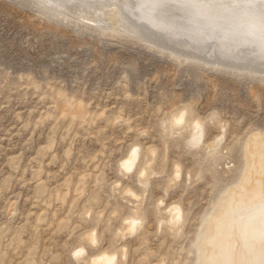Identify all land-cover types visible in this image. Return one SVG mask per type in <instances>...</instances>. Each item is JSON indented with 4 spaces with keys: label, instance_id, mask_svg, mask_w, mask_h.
Segmentation results:
<instances>
[{
    "label": "rangeland",
    "instance_id": "374dc122",
    "mask_svg": "<svg viewBox=\"0 0 264 264\" xmlns=\"http://www.w3.org/2000/svg\"><path fill=\"white\" fill-rule=\"evenodd\" d=\"M136 1L0 0V264H73L71 248L96 223L83 220L88 207L105 212L104 243L89 249L91 258L120 246L125 264H198L202 223L244 179L252 139L264 138V68L255 62L264 50H243L256 53L246 63L238 46L254 23L232 24L230 8L211 13L207 0L144 1L168 4L153 23ZM206 16L224 23L219 36L159 34ZM237 30L240 40L222 39ZM196 36L222 40V47L208 43L220 55L193 45ZM181 112L184 121L174 126ZM196 121L203 130L193 142ZM189 138L195 150L186 147ZM135 144L158 153L164 175L140 209L143 230L114 241L132 209L108 185ZM176 166L181 180L159 211L181 205L182 227L158 231L154 202ZM128 183L134 187V178ZM112 211L118 216L105 231Z\"/></svg>",
    "mask_w": 264,
    "mask_h": 264
},
{
    "label": "bare ground",
    "instance_id": "6f19581e",
    "mask_svg": "<svg viewBox=\"0 0 264 264\" xmlns=\"http://www.w3.org/2000/svg\"><path fill=\"white\" fill-rule=\"evenodd\" d=\"M144 1L147 2L149 0H137L136 3L137 2L144 3ZM207 1H209L207 3L210 5L208 7L213 8V9H209L211 13H215V12L219 13L218 9L230 8L231 9V10L229 9L230 12L233 13L230 14L231 16H233V20L232 17H230L228 21L229 20L230 22L232 21V24L235 23L236 25L237 22V25L239 26L240 25L246 26L244 25V23L246 24V22L249 20L254 23V25L250 23L251 25H253V30L251 28V32H247V34H242L246 38L248 37L249 40L248 41L246 40L247 42L238 45L239 48L242 49L240 55L243 56L244 54V56H246L245 58L243 57L242 60L245 61L246 63L248 62L254 63L255 58L253 57V55L255 56L256 53L246 55L245 53L246 51L244 52L243 50H251V51L252 50L259 51L261 49L264 50V0H250V1L249 0H207ZM198 2L200 1L198 0ZM143 3L141 9L145 14H147V16L145 15L144 16L147 18V20L149 19L148 21H151L153 23L156 22L150 17L159 15L161 11L166 10V6L168 5V4L163 5L155 2L154 3L155 5L151 4L152 6L148 8H147V4H145L146 7L145 8ZM201 3H203V0ZM206 7L205 9H207ZM246 7H249L251 9H246ZM133 8L134 7H132L131 9ZM137 13L141 14L140 9L137 10ZM226 16L228 17V14ZM209 18L205 19L206 20L205 22L212 24L213 19L211 17ZM208 19L211 22L207 21ZM215 19H216L215 24H212V26H209L208 24L204 23L203 22L204 18L201 17L199 18L200 20L199 23L195 22V24H188V26L186 25L185 27H183V29L182 28L178 30L161 29L159 30L160 32L159 33L154 28L152 27L151 28L156 33L165 35L173 40L175 39L174 37L170 36L171 35L170 33L178 34L176 35V37L178 36L179 38L176 40L179 39L187 40L190 37V35L194 32V30H199L204 33L208 32L211 34V36H216L215 32H217V36H219L218 31L221 30L222 26L218 23L220 22V19L218 18ZM199 25L206 26L207 29L203 31L202 28L199 27ZM237 31L238 33H236V31L233 33L229 32V34L221 37H227L222 39L224 41H229L230 44V42L232 43L237 40H240L239 38H237L239 37L237 35H240L241 30H237ZM233 38L237 40H233ZM190 39L192 40V42H194L193 45L197 46L199 49L208 50L207 53L208 56L210 57H214V56L218 57L220 54L217 52L218 51L217 48L216 50L214 46H211L208 43H211L213 45H220L221 47L225 44L220 39H212L209 40L208 43H205L207 41L204 38L198 36ZM209 46L211 47L208 48ZM224 53L227 55L231 54L226 52ZM255 62H259V65L264 68V57H262L260 60ZM184 118H185V112L178 113L173 117L172 124L174 126L180 125L184 121ZM202 130H203L202 125L200 124V122L196 121L192 128L193 142L199 140L202 134ZM250 148L251 149L248 148L251 151V155H250L251 159L249 158L250 165L249 167L247 165L248 170L246 171L245 176L243 177L244 179L241 180L239 182L238 187L234 189L235 192L233 191V188H230L232 190L230 189L229 190L232 191V193H228L227 197H224L225 196L224 195L222 197V200L220 199L221 202L218 200L220 203L219 204L217 203V205L213 208V210L210 211L211 212L210 218L208 220L206 219L208 222L204 219L206 222L202 223L201 228H203L202 229L203 232L200 235V238L198 240L199 242H197L200 243L202 246V248L201 246H199L200 254L197 258L198 264H264V138L262 139V137L258 136V134L254 136ZM249 150L246 151H248L249 153L250 152ZM128 154L126 156H128ZM177 170L179 171L178 168ZM229 190L228 192H230ZM179 211H180L179 209L175 208L172 205L168 209V215H172V216L177 215ZM206 216L209 217V215ZM105 252L106 251H103L97 254L96 256H94L92 258L93 264H113V258L106 255ZM123 252L125 254L124 250Z\"/></svg>",
    "mask_w": 264,
    "mask_h": 264
},
{
    "label": "clouds",
    "instance_id": "9594fccd",
    "mask_svg": "<svg viewBox=\"0 0 264 264\" xmlns=\"http://www.w3.org/2000/svg\"><path fill=\"white\" fill-rule=\"evenodd\" d=\"M162 128L166 127L162 123ZM224 129L221 127V139L223 138ZM145 133H141L144 135ZM186 147L189 150H195V145L191 143L190 138L185 141ZM156 151L144 154V150L139 144L133 145L128 156L117 162L115 176L108 185V190L112 198H118L122 203H126L132 211L120 219L119 226L112 231L114 241H123L129 237L137 235L143 230L146 223V217L141 214L140 209L148 201L153 181L163 178V173L156 169L157 163ZM178 166L173 169L172 175L167 179L166 184L160 187L161 197L154 202V208L157 209L156 227L158 231L167 228L170 232L175 230L179 232L182 227V206L179 204L173 205L179 209L177 215H167L166 212H160V209H165L167 206V197L169 192L173 190L175 185H178L181 180V173L177 170ZM134 178L135 186L130 182ZM137 189L139 191H137ZM93 205L99 203V200L93 198ZM118 212L112 211L108 214L107 225L105 231H108L113 219L117 218ZM83 220L91 222L95 218V226L83 232L79 237L76 246L70 250V258L73 264H93L92 258L89 256V249H99L104 243L105 232L101 231V223L105 220L104 210H99L95 207H88L83 213ZM106 255L113 258V264H125V256L122 247H110L106 249Z\"/></svg>",
    "mask_w": 264,
    "mask_h": 264
}]
</instances>
